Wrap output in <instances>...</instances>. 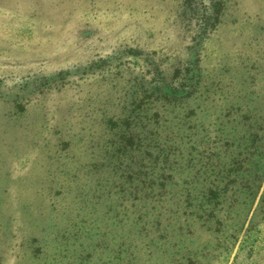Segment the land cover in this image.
Here are the masks:
<instances>
[{
    "label": "rangeland",
    "instance_id": "rangeland-1",
    "mask_svg": "<svg viewBox=\"0 0 264 264\" xmlns=\"http://www.w3.org/2000/svg\"><path fill=\"white\" fill-rule=\"evenodd\" d=\"M111 1L121 9L147 10L153 15L155 19L150 17L141 23V39L103 31L102 35L91 33L83 41H76V21L67 24L65 19H55L48 25L50 20L42 15L43 8L44 13L48 8L43 3L39 14L42 19L33 24L20 18L8 21L0 10V89H8L5 98H0V208L8 189L7 167L22 163L15 171L21 179L14 178L15 173L12 176L15 199L8 201L3 210L7 213L3 223L9 220L5 222L7 231L0 232L4 264H264V0L227 2L218 33L210 35L211 54L205 65L206 72L223 74L227 79L224 83H232L234 91H252L243 103L233 99L234 111L238 104L244 105L249 107L248 115H229L218 125L212 110H198L201 118L194 134L202 137L203 143L191 144L192 140L185 139L183 160L193 159L188 164L182 161L173 165L161 194H155L159 190L153 188L158 203L141 206L137 199L126 196L128 191L122 199L108 197L104 181L109 170L100 157L103 150L99 144L87 142L88 136L91 140L103 134L98 122L93 121L101 116L100 106L106 99L122 97L112 90L114 84L88 80L84 90L90 89L89 104L85 102L86 91L75 97L64 95V99L56 93H48L45 98L43 93L28 95L29 88L46 81L43 75L84 65L98 51L113 54L112 63L123 64L128 58H122L118 50L136 43L147 51L162 48L171 59L185 60L189 56L184 48L190 37L183 26L186 20L180 16L182 0ZM247 53L254 63L250 71L257 73L253 81L243 76ZM137 68L127 69L125 79L136 74ZM230 76H234L233 81ZM15 93L29 98L31 111L15 112ZM230 99L224 97L222 103ZM57 100L68 106L53 110ZM72 103L78 107L72 109ZM46 111L48 120L44 117ZM83 128L89 131L87 136ZM212 131L216 136L207 141ZM66 141L68 149L61 151ZM92 157L100 159L99 167L90 165ZM216 158H234L238 166L241 164V172L229 184L231 190L226 191L224 202L214 212L217 216L206 213L200 220L189 203L178 200L186 197L178 188L194 186V191L209 183L214 177L211 162ZM72 177L76 180L68 184ZM92 195L99 197V204L86 208L84 200ZM122 207L127 212L115 217L111 210ZM82 216L88 219L83 225L79 223ZM70 223H75V230L80 229L77 233L82 246L60 248V259L55 252L58 250L54 251V238L60 230L71 228ZM13 225L17 229L11 234ZM86 230L90 237L83 235ZM88 251V262L80 261Z\"/></svg>",
    "mask_w": 264,
    "mask_h": 264
},
{
    "label": "trees",
    "instance_id": "trees-1",
    "mask_svg": "<svg viewBox=\"0 0 264 264\" xmlns=\"http://www.w3.org/2000/svg\"><path fill=\"white\" fill-rule=\"evenodd\" d=\"M228 1L230 0H182L180 16L186 20L183 26L187 27L185 29L186 36L190 37L189 43L184 47L189 51V56H186L185 60L178 59V57L169 58L162 48L147 51L142 49L143 45L140 47L136 43L118 50L122 58H128L124 64L121 62L112 63L115 58L113 54L109 55L98 51L92 57L93 59H86L84 65H74L43 75V78H47L41 86L28 89L30 96L43 93V98H45L48 93H56L62 99H64V95L75 97L76 94L86 91L88 97L85 102L89 104L91 101L90 89L84 90L88 86L86 84L88 80H96L101 83L109 81L114 84L111 87L112 90L118 91V95L121 94L122 97L118 99L112 97L111 101L106 99L104 105L100 106V110L103 111L99 121L93 119L98 122L97 125L103 134L96 135V138L93 137L91 140L88 136V141L86 139L87 142L92 141L91 143L99 144L100 149L103 150V155L100 157L103 158L105 167L109 170L105 177V183L103 182L105 193L109 194L108 197L114 196L116 200L122 199L128 191L126 196L130 195L132 199H137L139 206L143 203H158L157 198L159 197L154 196L153 188L156 186L159 190L155 194H161V190L166 185L165 179L170 177L171 171L174 170L173 165L178 166L182 161L188 164L193 159L190 157L183 160L182 151L187 149L184 144L185 139L192 140L191 144L203 143V138L194 134L201 118L198 110L202 112L203 110H212L211 115L213 118L215 117L218 125L223 123L224 118L229 115L236 116L238 113L242 116L248 115L249 107L244 105L238 104L234 111L233 99L243 103L252 91L250 93L246 89L234 91V86L231 87L232 83H224L227 79L223 77V74L215 76L212 72H206L205 67L211 54L208 52L210 42L212 43L210 35L218 33ZM56 2L58 6H55ZM42 3L48 8L45 13L43 8L42 14L44 20H50L48 25L56 22L55 19L60 22H62L60 19H65L67 24L76 21L75 27L78 33L75 35L76 41H83L91 33L97 36L102 35L103 31L114 36L131 34V37L141 39L140 34L143 31L141 25L150 17L152 20L154 18L147 10L141 12L134 8L121 9L119 5H113L111 0H75V3L74 0H8V2L0 0V5L3 4L0 10L8 17V21L20 18V21L26 23L29 20L33 24L42 19V15H39ZM29 11L32 12L28 15ZM102 21L108 22V24ZM79 24L94 26L83 27ZM248 54L244 55L246 69L243 71V76L253 81L257 73L250 71L254 63H251L252 57ZM131 60L134 61L131 62ZM122 64L125 65L123 68ZM136 67L138 68L135 72L139 75L133 74L125 79L124 76L129 75L127 69L132 70ZM230 77V80L233 81L234 76ZM2 78L0 76V81H3ZM230 80L228 81L231 82ZM126 85L127 87H125ZM7 92L8 89L1 88L0 98L4 99V94H8ZM232 94H234L233 97L230 96ZM18 95L15 93V99L12 101L15 112L31 111L28 105L29 98ZM227 96L231 97L230 101L222 103L224 97ZM66 106H68L67 103L57 100V103L52 107L53 110H57V108ZM70 107L74 109V107H78V104L72 103ZM44 117L47 119V111L44 113ZM83 130L87 136L89 131L85 128ZM210 134L207 141H212L216 136L215 131ZM92 135L91 133L90 136ZM70 139L68 138V140ZM63 144L65 148H60L61 151L68 149L69 141L63 142ZM10 152L8 151V153ZM188 154L190 153L188 152ZM90 160H93L91 166H100L99 158L92 157ZM18 163L15 168L8 165L6 170V176L10 177L8 189L4 191L6 195L4 203L0 208V232L2 229L7 231L5 222H9L6 220L3 223L4 219L2 218H5L7 214L3 212L4 207L7 206L8 201L15 199L12 176L15 173L14 178L21 179L16 174L22 164ZM237 164L234 158L223 161L216 158L211 162V165L214 166L210 170L214 176L213 179L194 191H192L194 186L188 189L181 185L178 189L180 192L184 191L186 197L184 200H178L189 203L191 212L200 220L206 213L217 216L214 212L218 211V205L224 202L222 199L226 191L231 190L229 184L239 176L238 172H241L239 171L242 168L241 164L239 166ZM201 167L202 165L197 170ZM75 180L73 177L68 179V184ZM98 200L99 197L96 195L87 197L84 200V206L88 208L92 203L99 204ZM109 206L111 205H108V210H110ZM111 211L115 213V217L127 212L124 207ZM10 213L8 212V219L11 217ZM81 218L79 223L83 225L88 219L86 217L83 219V216ZM215 223L218 224L219 221L215 219ZM70 224L71 228L66 227L64 230H60L54 238V251L58 250L55 252L59 254L60 259L63 256L60 253V248L66 250L76 244L82 246L77 233L80 229L75 230V223ZM16 229V225L11 226L10 233L13 234ZM86 234L88 237L91 236L89 230L83 233L84 236ZM18 244L22 245L23 241ZM90 256L88 251L80 258V261L88 262ZM4 263L5 258L0 257V264Z\"/></svg>",
    "mask_w": 264,
    "mask_h": 264
}]
</instances>
